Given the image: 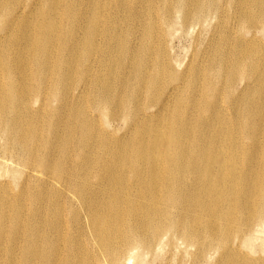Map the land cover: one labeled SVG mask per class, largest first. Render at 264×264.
I'll return each mask as SVG.
<instances>
[{"label":"bare ground","instance_id":"6f19581e","mask_svg":"<svg viewBox=\"0 0 264 264\" xmlns=\"http://www.w3.org/2000/svg\"><path fill=\"white\" fill-rule=\"evenodd\" d=\"M6 153L0 264H264V0H0Z\"/></svg>","mask_w":264,"mask_h":264},{"label":"rangeland","instance_id":"374dc122","mask_svg":"<svg viewBox=\"0 0 264 264\" xmlns=\"http://www.w3.org/2000/svg\"><path fill=\"white\" fill-rule=\"evenodd\" d=\"M179 32H181V33H179ZM177 33H178V36H177ZM182 33H183L182 30H178V31H176V33H174L172 35V37H170L168 39V46L170 49V55L172 57L173 62L176 63V65L179 64V67H181V66L184 67L187 65L188 62H191V60L196 59V57L199 53V50L204 47L203 42L199 43L198 45H195V43L192 42V39H193L192 34L186 35V34H182ZM206 37L207 36H205V38ZM200 38L202 39V37H200ZM177 61H178V63H177ZM118 112H121V111L119 110ZM111 122H112L111 124L108 121L106 122L102 116L101 126L104 129L112 130V129H117V128L123 127V123L120 119H115L114 121H111ZM98 125H100V124H98ZM1 158L4 160L3 164L6 163V166L4 164V166H2L0 168V179H3L4 181L10 180L11 183L9 185H11L15 189V182L12 181L13 175L10 172H6L8 165H10L12 160H14V158H12V153L10 155H8L6 153V158L2 154ZM23 176L24 175L22 174V177ZM5 183H7V182H5ZM30 185L31 184L28 185V189L30 188ZM259 241L260 240L256 241L257 245L260 244ZM179 254L182 256V258L184 259L186 264L192 261L190 254L178 252L176 255L171 256V258L168 259L170 261V264H177ZM161 260H162V257L160 255L159 256H153V253H149L145 259L147 264H153V263L159 264L161 262ZM202 264H205V263H202Z\"/></svg>","mask_w":264,"mask_h":264}]
</instances>
